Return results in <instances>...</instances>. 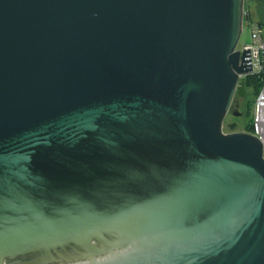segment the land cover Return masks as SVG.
Returning a JSON list of instances; mask_svg holds the SVG:
<instances>
[{
    "label": "water",
    "instance_id": "water-1",
    "mask_svg": "<svg viewBox=\"0 0 264 264\" xmlns=\"http://www.w3.org/2000/svg\"><path fill=\"white\" fill-rule=\"evenodd\" d=\"M243 3L0 0V264H264Z\"/></svg>",
    "mask_w": 264,
    "mask_h": 264
},
{
    "label": "built area",
    "instance_id": "built-area-1",
    "mask_svg": "<svg viewBox=\"0 0 264 264\" xmlns=\"http://www.w3.org/2000/svg\"><path fill=\"white\" fill-rule=\"evenodd\" d=\"M242 26L249 29V41L236 46L240 51L244 48L250 50L251 72L260 81V89L256 94L253 104L252 127L248 131L255 134L262 142L264 141V25L252 19L243 10ZM246 74L239 73V78L243 79ZM244 130V129H243Z\"/></svg>",
    "mask_w": 264,
    "mask_h": 264
},
{
    "label": "rangeland",
    "instance_id": "rangeland-1",
    "mask_svg": "<svg viewBox=\"0 0 264 264\" xmlns=\"http://www.w3.org/2000/svg\"><path fill=\"white\" fill-rule=\"evenodd\" d=\"M242 32L239 36L237 46L242 45L243 42L249 41V29L248 27L242 26ZM245 78V77H244ZM245 93L242 96L243 103L245 104L244 109L240 115H234L231 111L225 115L222 124V130L224 132H230L235 130H250L252 125L253 117V104L257 94V84L254 78H251L245 85ZM241 110V109H239ZM230 129V131H228Z\"/></svg>",
    "mask_w": 264,
    "mask_h": 264
},
{
    "label": "crops",
    "instance_id": "crops-1",
    "mask_svg": "<svg viewBox=\"0 0 264 264\" xmlns=\"http://www.w3.org/2000/svg\"><path fill=\"white\" fill-rule=\"evenodd\" d=\"M243 4L247 15L264 25V0H244Z\"/></svg>",
    "mask_w": 264,
    "mask_h": 264
},
{
    "label": "flooded vegetation",
    "instance_id": "flooded-vegetation-1",
    "mask_svg": "<svg viewBox=\"0 0 264 264\" xmlns=\"http://www.w3.org/2000/svg\"><path fill=\"white\" fill-rule=\"evenodd\" d=\"M244 106H245V104L243 103L242 96L239 97L236 94H234L232 96V101H231V103L229 105V109L228 110L231 111L233 114H234V110L235 111L237 110L241 114L242 111L245 110ZM239 109H241V110H239ZM229 111H228V113H229Z\"/></svg>",
    "mask_w": 264,
    "mask_h": 264
},
{
    "label": "trees",
    "instance_id": "trees-1",
    "mask_svg": "<svg viewBox=\"0 0 264 264\" xmlns=\"http://www.w3.org/2000/svg\"><path fill=\"white\" fill-rule=\"evenodd\" d=\"M251 78H254V79L256 80V84H257V92H258L259 89H260V87H261V85H260V81H259V79H258L255 75H253V74H251V75H246L245 78H243L244 85H245L247 82H249V80H250ZM250 126H251V125H250ZM251 127H252V126H251ZM245 130H246V129H245ZM247 130H248V129H247ZM228 131H230V129H229Z\"/></svg>",
    "mask_w": 264,
    "mask_h": 264
}]
</instances>
